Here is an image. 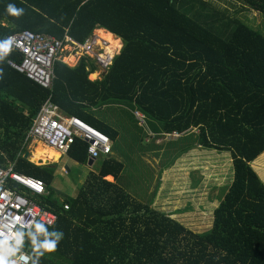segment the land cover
<instances>
[{
  "label": "trees",
  "instance_id": "trees-1",
  "mask_svg": "<svg viewBox=\"0 0 264 264\" xmlns=\"http://www.w3.org/2000/svg\"><path fill=\"white\" fill-rule=\"evenodd\" d=\"M234 1L264 19V0ZM9 4L23 14H9ZM97 29L116 35L123 46L96 81L89 78L99 70L92 59L70 67L61 58L47 90L10 66V60H22L17 50L0 52V166L15 163L17 172L42 180L47 194L34 200L56 216L53 226L40 223L25 233L30 264H264V182L251 166L258 158L264 166V34L205 0H0V45L23 31L83 44ZM48 98L62 115L112 143L99 171L88 174L76 196L60 201L45 165L60 154L38 143L30 159L43 165L24 159L27 134ZM137 112L146 118L144 129ZM124 128L135 146V131L146 132L143 151L166 149L170 160L160 175L196 149L230 153L232 183L213 199L220 204L209 231L196 233L172 219L191 208L173 214L152 208L160 180L151 203L122 186L125 164L113 151ZM173 134L179 136L156 145ZM87 150L75 139L67 156L87 165ZM58 233L63 238L54 253L38 247Z\"/></svg>",
  "mask_w": 264,
  "mask_h": 264
},
{
  "label": "rangeland",
  "instance_id": "rangeland-1",
  "mask_svg": "<svg viewBox=\"0 0 264 264\" xmlns=\"http://www.w3.org/2000/svg\"><path fill=\"white\" fill-rule=\"evenodd\" d=\"M205 1L210 3L216 11L225 13L232 19H238L264 34V19L242 8L236 1ZM95 33L98 32L95 31ZM120 48L121 43L117 39L109 53L111 54ZM71 54L69 47H66L60 57L68 55L65 59H69ZM68 63L75 64L74 58L71 57ZM98 77V75H93L92 79ZM147 121L151 127V122ZM122 131L123 133L121 132L113 151V157L125 164V170L120 180L122 186L126 187L130 195L139 202L151 203L157 184L161 182L152 208L166 214L191 208L188 213L173 216L172 219L196 233L209 231L213 226L214 211L220 204V199H213L219 196V193L223 197L232 183L234 174L230 153L219 155L215 151L196 149L180 157L172 167L160 175L161 166L170 160V157L165 155L166 149L163 147L162 149L143 151L142 149L146 147V132L144 130L135 131L137 134L136 146L133 142L134 139H131L132 136H128V131H125V128ZM170 140H174V138L172 137ZM170 140H158L156 145L164 144ZM38 143L32 141L27 146L25 153H30V158L34 155ZM29 160L31 161V159ZM260 160L261 158L256 159L255 162L251 163V166L264 182V166L259 164ZM34 164L43 165L42 161ZM48 165L51 167L54 176L51 183L52 193L54 198L60 201L63 199L62 196H76L88 174L92 171H99L101 161L99 160L93 167H89L88 163L87 165L79 164L67 155L60 154L57 161L49 160ZM108 180L113 181L111 177ZM199 180L201 181L199 188L193 190V184Z\"/></svg>",
  "mask_w": 264,
  "mask_h": 264
},
{
  "label": "built area",
  "instance_id": "built-area-1",
  "mask_svg": "<svg viewBox=\"0 0 264 264\" xmlns=\"http://www.w3.org/2000/svg\"><path fill=\"white\" fill-rule=\"evenodd\" d=\"M13 37L9 50H17L21 62L9 61V64L19 73L34 81L40 87L50 90L54 79L53 65L60 57L64 48L69 47L70 53L81 58L92 59L100 71L106 73L113 64L118 51L108 53V43L101 41L95 32L85 43H77L72 38L58 40L54 37L44 36L32 31H23L11 35ZM9 37V38H10ZM8 38V40H9ZM140 128H146V118L142 113H135ZM149 136H152L149 134ZM179 135H167V139H175ZM75 139H79L88 146V158L95 161L108 156L112 152V143L103 133L88 126L75 117L61 114L48 98L40 107L31 130L27 134L26 143L39 142L47 149L58 154L67 155ZM46 195L45 184L42 180L24 175L15 170V163H8L6 168L0 166V227L5 232L8 227L15 224V218H22V222L15 224L11 230L23 237V244L15 259L20 255L31 257L23 248L26 241L25 233L32 231L37 224L47 227L53 226L56 216L36 203L35 198ZM64 211L68 206L63 207ZM19 264H23L20 261Z\"/></svg>",
  "mask_w": 264,
  "mask_h": 264
},
{
  "label": "clouds",
  "instance_id": "clouds-1",
  "mask_svg": "<svg viewBox=\"0 0 264 264\" xmlns=\"http://www.w3.org/2000/svg\"><path fill=\"white\" fill-rule=\"evenodd\" d=\"M7 12L12 16L18 17L23 14V9H18L16 6L9 4L7 6ZM12 39L14 38L10 37L7 43L0 45V52L7 53L9 51V45ZM21 222H22V218L20 217L15 218V224H19ZM15 224L11 226H6L8 227L7 232L3 230V227H0V264H19L20 261H23V264H28L29 262L30 258L24 255H20L15 259L10 258V257H16L17 253L19 252L23 244L22 235L18 232H14L11 230L13 227H15ZM36 231L37 233H45V229L42 226H37ZM62 238H63V234L58 233L54 240L45 239V241L42 244H40L38 247L44 249V251L47 253H54L57 250L58 244ZM33 245L35 246V238H33Z\"/></svg>",
  "mask_w": 264,
  "mask_h": 264
},
{
  "label": "crops",
  "instance_id": "crops-1",
  "mask_svg": "<svg viewBox=\"0 0 264 264\" xmlns=\"http://www.w3.org/2000/svg\"><path fill=\"white\" fill-rule=\"evenodd\" d=\"M98 31H104V32H106L107 34H111V35H113L115 38H117V39L120 41V43H121V48L117 50V51H118L117 54H119L120 51H121V49H122V46H123V43L121 42L122 40L119 39L116 35H114V34L108 32L107 30H104V29H97L96 32H98ZM97 35H99V34L97 33ZM67 56H68V55L64 56L63 60H64V62L67 63L70 67H75V66L79 63V57H78V56H76V55H74V54H71V55H70V58H71V57L74 58V62H75V64H70V63H68V60H69L70 58H69V59H65V57H67ZM93 75H98L99 77H98L97 79H92V76H93ZM103 76H104V73L100 72V69H99V70H97L95 73H93L92 75H90L89 78H90V80L96 81V80L102 79ZM112 108H114V107H112ZM106 109H107V108L102 109V111H103L102 113L106 114V113L108 112L109 116H110V114H113L114 116H117L116 113H118V112H115L114 109H113V112H111L110 110H106ZM117 117H118V116H117ZM30 143H31V142H30ZM25 145H29V143H28V144L26 143ZM57 154H58V153H57ZM89 167H90V166H89ZM110 177L114 180V178H113L112 176H110ZM62 197H64V196H62Z\"/></svg>",
  "mask_w": 264,
  "mask_h": 264
},
{
  "label": "bare ground",
  "instance_id": "bare-ground-1",
  "mask_svg": "<svg viewBox=\"0 0 264 264\" xmlns=\"http://www.w3.org/2000/svg\"><path fill=\"white\" fill-rule=\"evenodd\" d=\"M98 34L101 38V41H106L109 45L108 47H106V51H108L114 46L115 41L117 40V38H115L113 35L111 34H106L103 31H98Z\"/></svg>",
  "mask_w": 264,
  "mask_h": 264
},
{
  "label": "water",
  "instance_id": "water-1",
  "mask_svg": "<svg viewBox=\"0 0 264 264\" xmlns=\"http://www.w3.org/2000/svg\"><path fill=\"white\" fill-rule=\"evenodd\" d=\"M106 73H104V75H105ZM24 159L25 160H29L30 159V153H26L25 154V156H24ZM94 164H95V160L94 159H89L88 160V165L90 166V167H93L94 166ZM45 165H48V161H47V163L45 164ZM53 234H51L50 236H52Z\"/></svg>",
  "mask_w": 264,
  "mask_h": 264
}]
</instances>
